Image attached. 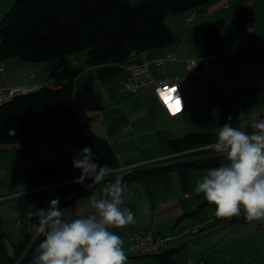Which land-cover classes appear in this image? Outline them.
Here are the masks:
<instances>
[{"label":"crops","instance_id":"0c3cea01","mask_svg":"<svg viewBox=\"0 0 264 264\" xmlns=\"http://www.w3.org/2000/svg\"><path fill=\"white\" fill-rule=\"evenodd\" d=\"M6 1L11 0H0L1 15L6 11ZM163 20L173 39L144 48L146 51L140 55L131 56L129 52L118 61L89 64L83 51L44 61L22 60L17 64L19 76L8 72L6 66L5 69L14 85L58 88L69 83L76 114L88 130L111 145L119 160L118 169L174 159L176 152L171 142L187 133H202L213 141L216 130L229 122V116L233 127L253 132V125L264 120V96L245 93L225 102H210L204 93L206 80L192 76L190 88L181 92L184 106L173 114L158 100L152 87L119 92L118 81L129 74L128 63L149 62L172 53L176 59L165 61L168 75L183 74L184 59L208 55L221 62L230 78L264 86V0H212L194 9L167 12ZM246 23L250 26L248 32L242 29ZM214 25L217 29L212 32ZM60 66L62 69H57ZM86 146L89 147L81 133L29 144L0 143V264H14L17 258L21 238L18 200L29 191L27 180L32 164L49 163ZM205 171L169 167L125 181L124 206L134 213L135 223L110 229L121 236L123 249L133 231L153 232L171 235L172 247L167 255L175 264H187L188 260L264 264L263 221L250 224L217 220L215 205L194 191ZM111 180L80 192L62 208L67 207L78 217L87 216L94 212L91 201L103 195V188ZM196 224H203L204 229L190 233L188 228ZM125 264L166 263L155 255H145L128 256Z\"/></svg>","mask_w":264,"mask_h":264},{"label":"trees","instance_id":"16d2710c","mask_svg":"<svg viewBox=\"0 0 264 264\" xmlns=\"http://www.w3.org/2000/svg\"><path fill=\"white\" fill-rule=\"evenodd\" d=\"M212 0H14L0 20L1 55L28 61H44L62 55L85 51L87 63L118 61L132 49L141 50L162 45L173 39L163 18L167 12L194 9ZM217 26H212V32ZM211 32L210 30L208 31ZM72 86L64 83L58 88L42 86L20 94L0 106V143L29 144L52 137L81 133L97 156V162L112 170L119 160L111 145L86 128L71 103ZM212 140L202 133H187L171 142V149L179 152ZM205 151L176 156L204 154ZM77 152H68L49 163L35 162L27 180L29 191L18 200L17 219L24 221L35 208L47 207L48 201L66 196L85 184L74 182L80 170L72 165ZM221 163L219 156L167 167L144 169L123 176L124 181L138 176L157 173L169 167L205 168ZM88 189V188H87ZM85 189V190H87ZM84 190V191H85ZM63 204L61 208L66 205ZM215 218L219 221H246L240 216ZM20 223L21 238L16 257L33 234L30 224ZM264 223V221H263ZM36 239L20 264L31 261L35 255ZM164 251L155 256L166 264H175Z\"/></svg>","mask_w":264,"mask_h":264},{"label":"clouds","instance_id":"9594fccd","mask_svg":"<svg viewBox=\"0 0 264 264\" xmlns=\"http://www.w3.org/2000/svg\"><path fill=\"white\" fill-rule=\"evenodd\" d=\"M161 97V90H157ZM176 91V89L172 90ZM162 101L180 105V97ZM169 108V107H168ZM229 122L216 130V142L211 145L221 159L217 166L206 169L196 181L195 193L215 205L218 218L244 217L250 224L264 221V120L253 125L249 133L233 127ZM72 165L80 170L74 180L88 188L112 178L103 188V195L91 201L94 212L85 217L75 216L67 207L61 208L60 199L48 201L47 207L35 208L27 219L18 223H35L30 228L39 240L30 264H125L127 256L121 236L110 231L135 223L134 213L124 206L127 187L122 174L115 173L107 164L97 162L91 147H84L73 157Z\"/></svg>","mask_w":264,"mask_h":264},{"label":"built area","instance_id":"2783aa9c","mask_svg":"<svg viewBox=\"0 0 264 264\" xmlns=\"http://www.w3.org/2000/svg\"><path fill=\"white\" fill-rule=\"evenodd\" d=\"M243 31L248 32L250 30L249 24H244L242 26ZM143 54L142 52H134L132 49L130 55L136 56ZM176 56L172 53H168L163 57L154 58L149 62L143 63H128L127 67L129 69V74L126 77H122L118 81V91L126 92L132 91L136 92L139 90H145L152 87L158 100L167 108L170 113H173L165 104L161 97L158 95V89L163 90L166 87L170 93V101L177 97H180L181 104L174 105L176 112H179L183 106L184 102L181 96V92L184 89L190 88V77L199 76L206 80L207 85L204 88L205 98L210 101H220L225 102L227 99L233 95L238 94H251L255 97L264 96V86H251L230 78L221 62L214 59L208 55H204L200 58H186L183 60L185 65V71L181 75H168L166 72L165 61L175 60ZM60 66L57 69H62ZM37 85H27V84H11L9 77L7 75L4 58L1 55V39H0V106L9 102L13 97L31 92L38 89ZM176 91H172V89ZM216 142V139L201 145H196L183 151L176 152L174 156H178L184 153H193L197 151L216 152L214 148L211 147ZM190 233L197 232V224L188 228ZM171 235L153 232H138L133 231L129 236V242L124 249H136L140 247H159V254L164 252V245L172 244ZM31 261L26 264H30ZM187 264H205L202 260H188Z\"/></svg>","mask_w":264,"mask_h":264},{"label":"water","instance_id":"95a60500","mask_svg":"<svg viewBox=\"0 0 264 264\" xmlns=\"http://www.w3.org/2000/svg\"><path fill=\"white\" fill-rule=\"evenodd\" d=\"M217 156H218V154L216 152H209V153L192 155V156H186V157H181V158H174V159H171V160H168V161H164V162H157V163L139 165V166L126 168V169H118L117 168V169H115L113 171L115 173H117V174H122L124 176V175H127V174H129L131 172H134V171H139V170H144V169H154V168H159V167H167V166H171V165H175V164H182V163H186V162L202 160V159H208V158L217 157ZM111 179H112L111 177L108 178V180H111ZM89 183H91V182H89ZM89 183H87V184H89ZM87 184L81 186L80 188H78L77 190H75L74 192H72L71 194L66 196L62 201H60L59 207H61L63 204H65V203L69 202L70 200H72L80 192H82L85 189H87L88 188ZM35 240H36V238H35V235L33 233L31 235L30 239L28 240V242L26 243L24 249L21 251V253L15 259L14 264H20L21 263L23 257L29 251V249L31 248V246L33 245Z\"/></svg>","mask_w":264,"mask_h":264},{"label":"bare ground","instance_id":"6f19581e","mask_svg":"<svg viewBox=\"0 0 264 264\" xmlns=\"http://www.w3.org/2000/svg\"><path fill=\"white\" fill-rule=\"evenodd\" d=\"M131 51H130V53H131ZM142 51L144 53L146 51V49H141V50L134 49V52H142ZM203 229H204L203 224H197V232H200ZM171 247H172V244L164 245V251L169 250ZM125 254L127 257L128 256L156 255V254H159V247H140V248H136V249H128V251Z\"/></svg>","mask_w":264,"mask_h":264},{"label":"rangeland","instance_id":"374dc122","mask_svg":"<svg viewBox=\"0 0 264 264\" xmlns=\"http://www.w3.org/2000/svg\"><path fill=\"white\" fill-rule=\"evenodd\" d=\"M131 3H135L138 0H130ZM14 0H11L10 2L6 1V3H4V5L7 6L6 11L0 16V20L2 19L3 15L10 9L11 5L13 4ZM5 61V66L7 71L14 75V76H19L21 74V70L19 68V66H17V64H20L19 62H21L22 60L16 57H6L4 59Z\"/></svg>","mask_w":264,"mask_h":264},{"label":"snow or ice","instance_id":"6c2138e0","mask_svg":"<svg viewBox=\"0 0 264 264\" xmlns=\"http://www.w3.org/2000/svg\"><path fill=\"white\" fill-rule=\"evenodd\" d=\"M172 90H174V88ZM167 92H169L167 87L165 89L161 90V97L163 98L164 94L167 93ZM168 107L173 112V114H175L176 110H173L171 105H168Z\"/></svg>","mask_w":264,"mask_h":264}]
</instances>
